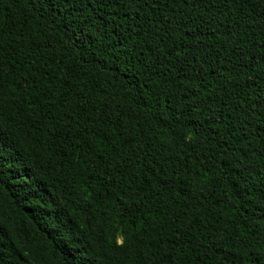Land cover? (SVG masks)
<instances>
[{
  "label": "trees",
  "instance_id": "trees-1",
  "mask_svg": "<svg viewBox=\"0 0 264 264\" xmlns=\"http://www.w3.org/2000/svg\"><path fill=\"white\" fill-rule=\"evenodd\" d=\"M0 264H264V0H0Z\"/></svg>",
  "mask_w": 264,
  "mask_h": 264
}]
</instances>
